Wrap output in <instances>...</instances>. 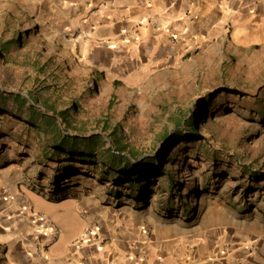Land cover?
Instances as JSON below:
<instances>
[{"label":"rangeland","instance_id":"374dc122","mask_svg":"<svg viewBox=\"0 0 264 264\" xmlns=\"http://www.w3.org/2000/svg\"><path fill=\"white\" fill-rule=\"evenodd\" d=\"M43 4L53 1L0 0L1 89L20 91L31 103V95L39 96L36 105L43 109L78 105V127L87 135L102 134L111 145L109 134L116 126L135 163L130 152L153 157L165 142L175 141L178 129L190 133L186 114L201 116L194 138L198 144L189 152L191 139L175 141L161 164L164 169L155 170L153 185L132 191L110 176L99 178L94 172L101 166L55 154L54 129H36L2 113L0 200L4 194L15 202L29 190L44 195L50 180L62 174L58 169L73 163L87 171L71 178L75 195L86 192L99 196L102 205L115 204L121 217L142 224V232L200 234L207 248L218 250V241H226L231 228H258L264 221V40L247 46L232 39L220 42L204 57L167 68L163 75L152 71L143 80L118 82L114 88L93 77L69 41L54 35L51 10H42ZM165 134L169 137L163 140ZM247 167L261 175L255 179ZM170 174L177 179L174 196L162 182ZM69 228L77 231L79 223Z\"/></svg>","mask_w":264,"mask_h":264},{"label":"crops","instance_id":"0c3cea01","mask_svg":"<svg viewBox=\"0 0 264 264\" xmlns=\"http://www.w3.org/2000/svg\"><path fill=\"white\" fill-rule=\"evenodd\" d=\"M52 1L40 7L51 10L54 35L114 88L152 71L163 75L220 42L264 40V0ZM102 203L86 192L62 201L33 190L15 202L1 194L0 264H264V221L231 228L213 250L200 234L142 232L115 204ZM39 213L56 222L58 236ZM75 222L79 229L72 231ZM87 227L97 235L84 236Z\"/></svg>","mask_w":264,"mask_h":264},{"label":"trees","instance_id":"16d2710c","mask_svg":"<svg viewBox=\"0 0 264 264\" xmlns=\"http://www.w3.org/2000/svg\"><path fill=\"white\" fill-rule=\"evenodd\" d=\"M117 83L118 81H115V84ZM31 99L34 103H31L29 98L20 91L14 92L0 88V115L9 112L13 116L21 117L28 121L36 129H54L56 131V139L53 146L57 150L54 152L55 154H62L73 163L86 165L88 164L87 162H92L99 167L101 166L100 169L94 172L99 174V178L107 179L110 176L115 183L127 185L126 187L132 191L142 190L147 188L148 183H153L156 176L154 175L155 170L162 168L161 164L164 159L169 157L167 152L173 147L175 141L181 140V143H185L188 139H191L194 144L188 146L189 152L197 148L198 142L194 138L199 135L200 126L198 119L201 118L197 112L189 117L187 114L185 115L184 123L187 129L190 130L189 135L183 129H178L175 132V141L165 142L158 154L153 157L141 158L135 152H130L132 157L138 159V162L135 163L128 156L129 152L126 154L127 144L118 136V128L116 126L109 134L111 140V145H109L110 142L102 134L92 133L87 135L78 127L75 123L78 105H72L60 110L52 105H43V109L36 105L39 103V96L31 95ZM202 106L201 103H198V109H201ZM168 137V134H165L163 140ZM184 153L186 152L184 151ZM181 155L183 156V154ZM175 156L180 157V154H175ZM59 158L60 156H57V159ZM73 163L64 164L63 168L58 169L62 174L56 175L50 180L49 188L45 190V195L49 200L62 201L75 195L73 186L69 184L72 180L71 178L82 173L85 174L87 171L81 172V167L83 166H77ZM166 164L168 162L164 166ZM74 168L79 171H74ZM246 169L255 179L261 175L253 168L247 167ZM91 173L93 172L89 174ZM162 182L165 184L167 191L174 196L177 191L175 174L168 175ZM185 211L187 212V208H185Z\"/></svg>","mask_w":264,"mask_h":264},{"label":"built area","instance_id":"2783aa9c","mask_svg":"<svg viewBox=\"0 0 264 264\" xmlns=\"http://www.w3.org/2000/svg\"><path fill=\"white\" fill-rule=\"evenodd\" d=\"M79 29L81 30L80 27H79ZM39 215H40V217L45 218L47 220V222L50 224L51 232H53L55 236H58L60 233V229H59L58 225L56 224V222L54 220H52L50 217L45 216L43 213H40ZM93 234L97 235V233L95 231L94 232L92 231L91 227H87L84 231V236H86V237L87 236L89 237Z\"/></svg>","mask_w":264,"mask_h":264}]
</instances>
